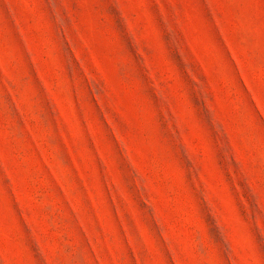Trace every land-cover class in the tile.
I'll return each instance as SVG.
<instances>
[{
	"label": "rangeland",
	"instance_id": "374dc122",
	"mask_svg": "<svg viewBox=\"0 0 264 264\" xmlns=\"http://www.w3.org/2000/svg\"><path fill=\"white\" fill-rule=\"evenodd\" d=\"M0 264H264V0H0Z\"/></svg>",
	"mask_w": 264,
	"mask_h": 264
}]
</instances>
